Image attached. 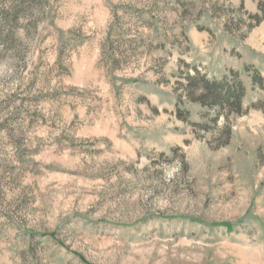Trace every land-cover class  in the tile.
I'll return each mask as SVG.
<instances>
[{"label":"rangeland","instance_id":"1","mask_svg":"<svg viewBox=\"0 0 264 264\" xmlns=\"http://www.w3.org/2000/svg\"><path fill=\"white\" fill-rule=\"evenodd\" d=\"M0 264H264V0H0Z\"/></svg>","mask_w":264,"mask_h":264},{"label":"trees","instance_id":"2","mask_svg":"<svg viewBox=\"0 0 264 264\" xmlns=\"http://www.w3.org/2000/svg\"><path fill=\"white\" fill-rule=\"evenodd\" d=\"M257 18L260 23L262 18L259 16ZM188 68L191 70L184 75L186 83L182 85L184 91L182 100L186 98L192 104L212 110L215 113L212 120L215 124L223 117L228 120L229 115L242 116L246 112L244 107L246 89L239 73L232 71L230 75L221 79H211L207 74L201 73L196 66ZM179 112L182 114V111ZM182 119L188 122L187 118ZM231 129V125L226 124L224 133L230 136Z\"/></svg>","mask_w":264,"mask_h":264}]
</instances>
